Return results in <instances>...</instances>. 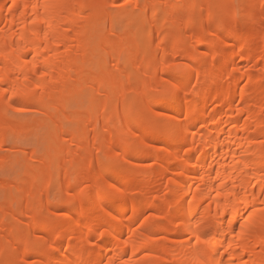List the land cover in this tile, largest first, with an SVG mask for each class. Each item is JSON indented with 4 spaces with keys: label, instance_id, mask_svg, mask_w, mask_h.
Masks as SVG:
<instances>
[{
    "label": "bare ground",
    "instance_id": "obj_1",
    "mask_svg": "<svg viewBox=\"0 0 264 264\" xmlns=\"http://www.w3.org/2000/svg\"><path fill=\"white\" fill-rule=\"evenodd\" d=\"M119 1L0 0V140L15 127L20 133L37 122L15 126L7 116L9 109L26 113L31 103H40L53 118L54 142L68 131L48 172L44 163L53 147L45 149L40 165L28 161L22 186L38 188L29 201L16 205L13 192L5 199L17 207L5 210L1 231L15 223L27 229L14 233L15 246L7 254L0 233V257L18 254L24 264L38 253L41 260L32 264H264V37L256 34L264 28L258 16L264 0H222L218 15L210 11L202 21L195 9L215 0H122L126 10L135 3L138 36L114 29L118 36L111 39L102 25L116 28L113 9ZM230 14L247 24L246 35L225 23ZM197 24L205 30L191 33ZM131 48L139 55L132 56ZM111 60L118 69L109 77ZM93 83L104 101L93 92V107L74 114L79 128L64 131L62 119L79 86L83 91ZM91 130L98 134L97 160L79 169L72 157L83 151L77 145H84ZM103 133L108 141H102ZM153 134L159 135L158 148L149 139ZM131 152L162 165L133 164ZM96 167L102 173L85 184L81 174ZM61 169L64 180L77 179L56 201L49 193ZM43 176L47 180L39 185ZM157 180L166 182L165 194L150 192L147 199ZM74 207L79 209L74 218L57 214ZM149 208L160 214L137 228ZM128 211L133 215L124 221ZM40 230L45 237L26 242L19 252L16 244Z\"/></svg>",
    "mask_w": 264,
    "mask_h": 264
},
{
    "label": "rangeland",
    "instance_id": "obj_2",
    "mask_svg": "<svg viewBox=\"0 0 264 264\" xmlns=\"http://www.w3.org/2000/svg\"><path fill=\"white\" fill-rule=\"evenodd\" d=\"M251 1H254V0H251ZM140 2L139 3L142 4V2H144V0H140ZM134 5H135V3L132 2L131 7L129 9L127 8V10H126L125 2L122 0H120L118 2L117 7L115 9H113L114 18H115L116 22L118 21L116 23V25H114V27H116V28H113V26H111L110 23H109L110 25L108 23L107 24L105 23L106 26L102 25V27L104 28V34H106L107 37H110L111 39L112 38L115 39L118 36V34L119 35L122 34L123 36H125V35L128 36L129 34H131V32H132V35H133V33L135 35H137L136 29L140 28L139 23H140L141 18L139 19V17L136 16L137 12L133 9ZM221 5H222V0H215L214 2H204L203 1V2L199 3V6L197 9H195L194 14H195V16L198 17L199 21H202L203 20L202 18L205 19V17H207V14L210 11H212V14H210V15L215 16V14L218 12V10L222 9ZM231 6L232 5H230V7ZM262 8L264 9V4H263ZM101 10H103L102 7H99V11H101ZM220 11L221 10H219V12ZM259 11H260V13H259ZM259 11H258L259 20L263 24L264 23V12L261 11V9H259ZM214 12H215V14H214ZM217 15H218V13H217ZM180 17H181V15H180ZM114 18H113V20H114ZM224 21L227 25L231 26L234 29V31L239 32L240 34L242 33L243 35H246L245 31L247 30V24L238 22L237 18L235 17V14H230V15L226 16ZM184 23H186V22H184ZM184 26H185V24L183 26H181L182 28L179 26V30L181 29L180 31H182L184 28H186V26L185 27ZM111 27L113 28V30L116 29L118 31V34H117L116 30H114L116 32V33L114 32L115 34H113V33L110 34L109 31H111L110 30V29H112ZM166 29H167V32L168 31L170 32V30H172L173 28H169V30H168V28H166ZM174 29L172 31H174V32L176 31L180 35L179 30L177 31V29H175V30ZM164 30L165 29H163V31ZM204 30H205L204 25L197 24L192 29H190V32L193 34H201ZM155 31H156V29L152 28L151 37H152V39L154 38V40H157V37L159 36V34L157 31L156 32ZM169 32L167 34L171 33V32L170 33ZM183 32H184V30H183ZM108 33L110 34V36ZM116 34H117V36H115V38H114V35H116ZM173 34L175 36V33H173ZM173 34H171V35L173 36ZM214 34H216V33H214ZM256 34L258 35L257 38L258 39L260 38L259 40L263 39L264 28H262V27L259 28L258 31H256ZM176 35L178 36V34H176ZM135 40H137V39H135ZM189 41H191V38H189ZM232 41H233V43L236 42L234 39H232ZM191 44H193L192 46H195L194 42L193 43L191 42ZM129 51L132 52L131 53L132 56L136 57L137 55H139L136 52V49L131 48V50L129 49ZM160 53L161 52L159 51L158 55H160ZM110 62L112 64H109L107 66L106 71H105V75L109 76V77L113 76L118 69L117 65L114 64L112 62V60ZM96 66H97L96 69H99L101 66V63L100 62L97 63ZM159 74H160V67H157V69L155 71V77H154L155 80L154 81L159 82V81H157ZM136 75H138V71L136 72ZM171 76H176V75L172 74ZM136 79L138 80V77H136ZM137 80H136V82H137ZM95 84L96 83H93L91 86H88V88L91 91L93 90L92 92L89 89H85V90L83 89V91H82L81 90L82 87L79 86L81 89L79 88L80 90L78 89L79 91L77 90L78 92H76V93L78 94L79 92L81 93V91H82L83 94H78L79 96H77V94L75 93L76 94L75 102L74 103L72 102L73 104H72V106H70L71 108H68L65 111V115H64L65 118L62 119V121L64 120L62 123H64V127L66 128V129H64V131L69 130V129L70 130L71 129L72 130L77 129V126L79 128L80 125H77V123H75L76 121L73 120L74 114L79 107H80L79 109H82V111H86L87 109H91L93 107L92 106L93 104H91V103H93L92 98L94 96V93L96 94L95 97L99 103H102V101H104V99H105L104 95L105 94L102 92H95V88L97 87V84H96V86H95ZM91 87L93 89H91ZM84 88H85V86H84ZM84 93H85V95H84ZM198 99H196V100L198 101ZM86 100H87V102H86ZM23 101H24V98H20L17 101L16 106L18 107ZM118 101L120 103V100H118ZM142 101H143V103L145 102L144 99ZM83 104H85V107H83L84 106ZM99 105H102V104H99ZM26 109H27V112L24 114L14 113L11 111V109H9L7 112V116L11 118V120L13 121L15 126H19V124L22 121H28L29 119H37V122H35L36 124L33 123V121H31L30 123H28V126H24L25 127L24 129L22 128L23 130L21 129L20 133H19V128L15 127L17 129L16 130L14 128L16 131L13 130L11 132L6 133L5 135H2V141L0 140V221H3L6 217L4 215L5 210H8L10 208L16 209V207H17L16 205L19 202L21 204H25L26 202L29 201L30 197L33 196L38 191L37 186H35L33 184L30 187L28 186L25 188L22 186L21 182L24 180V174L26 173L25 170L27 168L28 161L30 162V160L33 158L32 160L35 159V161H36L34 163H36V164L38 163L37 165H35V164L34 165L35 166L40 165V163L43 161V158L41 155L45 152V149L47 147H50V148L53 147L51 149L52 154H51L50 158L47 161H45L46 163H44L45 164V170H46V172H48L50 167L53 165L54 161H56L57 158L59 157V155L62 153V151L64 149L63 148L64 144H65L66 139H67L66 135H67L68 131L65 132L66 135H64V134L61 135V137L63 136L62 137L63 139L60 138L59 142H54L53 138L56 134L55 132L57 131L56 128H58V127H56V125L54 126V124L50 121L53 118L51 119V115L49 116V114L46 113V110L43 109V107L40 105V103H31V104L27 105ZM84 117H87L86 120H88V115H85ZM86 120H85V122H86ZM99 121H100V116H99ZM87 123L88 122H86V124ZM95 129H96V132L101 131L100 122H99V124H97V128H95ZM72 130L70 131L71 133L75 131V130H73V131ZM15 132H16V134H15ZM30 132H31V134H30ZM96 134H95V132H93V130H91L87 136L86 142L83 143L84 145H82V144L77 145L80 148H81V146L82 147L84 146L83 148L85 149V151L83 149L84 152L82 150H80V151L78 150L79 152L77 151L78 153H76L72 157L73 160L77 163L79 169L80 168L82 169L84 167L86 168L88 163H95V161L97 160V153H98L97 146L99 147L100 145H99V143L98 144L95 143ZM148 136H149V139L151 140L153 148H158L159 144H160L159 140H158L159 135L153 134V135H148ZM109 137H110V135L108 133H103L102 134V139H103L102 141H108ZM109 147H110L109 145L106 146V150H109L110 149ZM52 150H53V152H52ZM184 150L186 151V148L182 149L181 152H184ZM129 155L131 157V162L133 164L143 166L144 164L147 165V164H151V162H153L151 164V166L155 165V167H157V166H159V164L162 165V162L160 161V159L157 160L155 157H150L151 160L148 158L145 161H142L144 159H139V157L137 156V154L135 152H131V153H129ZM47 164H49V165H47ZM67 166L69 167V165H67ZM24 171H25V173H24ZM61 171H63V172H61ZM59 172H61V173L58 174L59 176H57L56 181L54 182V184L51 185L50 189L51 188L52 189L50 190V193H49L50 197L52 196L51 198L52 199L54 198V200H56V201L60 200L61 195H62L65 187L68 185L69 186L75 185L76 179H77L76 176H73V178H70L69 180H64V178H63L64 169H61ZM101 173H102V168L96 167V168H93L89 171H84L83 174H81V178L85 179V184H88L90 178H92V177L97 178V176L100 175ZM131 177H132V179L136 178L135 176L133 178V175L130 176V178ZM86 178H88V180ZM71 179H73V180H71ZM45 180H47V176H43L42 181L40 180L37 182H40V183H38L40 185ZM157 181H158L157 184L155 183L154 187L151 188L152 190L150 189L147 192V195H148L147 199H150L153 194L154 195L160 194V197L162 194H165V191H166V188H165L166 184L165 183L166 182L160 180L162 182V185H161V182L159 180H157ZM158 183H160V184H158ZM162 186H164L165 191H164V189H161V188H163ZM22 187H23V189H22ZM72 187H74V186H72ZM157 188H159L161 191ZM22 190H23V193H22ZM156 190H157V192H156ZM158 190H159V192H158ZM130 191L134 192L135 190H130ZM10 192H13V195H14L13 197H14L15 201L17 200L16 205L13 203V201L12 202L11 201L10 202L5 201V199H7L10 196ZM150 192H151V194H150ZM73 194H74V192H73ZM149 194L151 197L149 196ZM46 200H47V197H44L43 202H42L43 206L45 205L44 201H46ZM138 201L142 202L143 199H141V200L138 199ZM128 205L130 206L131 202H129ZM163 208H165V207H162V210H159V211H161V213H166L167 208L165 210ZM25 211H26L25 209H21L20 212H21V214H24ZM78 211H79V209L77 210V207H74L71 210H69L68 212L67 211H59V212H57V214L61 215L59 217H62V215L68 214L72 218H74ZM159 211H156V209H152V208L145 209L141 218L138 220V223H136L137 224L136 227L137 228H139L138 226L141 227V225L146 220L151 219L157 213L160 214ZM132 215H133V213L131 211H128L127 213H125L123 215V220L126 221ZM45 220H46L45 215H42L41 218H39V222H41V223L44 222ZM24 222H27V221H24ZM19 229H27V227L25 225L15 223V224L11 225V229L7 230V232L4 231L5 232L4 233L3 231H1L2 230V224L0 223V233H2L1 234V235H3L2 238L6 242V244H5L6 248L3 251H5L6 254L9 253L10 249L15 246V243L13 241V235L17 231H19ZM45 234H46V231L40 230V231H36V232L32 233V235H26L16 244V247L19 249V252H20L22 249H24V244L26 242L35 243L36 241L42 239V237L44 238ZM162 237H167V235L162 234ZM42 256L43 255H41V253L40 254L38 253L36 255L30 256L27 260L29 263L32 264L33 262H35L37 260H41ZM3 258H2V256L0 257L1 264H19V263L24 264V263H22L21 257L18 254L14 255V256L7 257V258H5L3 256Z\"/></svg>",
    "mask_w": 264,
    "mask_h": 264
}]
</instances>
